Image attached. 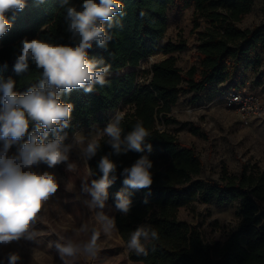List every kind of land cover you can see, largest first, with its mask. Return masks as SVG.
<instances>
[{
    "label": "trees",
    "instance_id": "trees-1",
    "mask_svg": "<svg viewBox=\"0 0 264 264\" xmlns=\"http://www.w3.org/2000/svg\"><path fill=\"white\" fill-rule=\"evenodd\" d=\"M121 2L126 15L114 18L122 27L110 30L112 40L107 50L95 42L88 50L89 59H103L105 64L111 65L106 76L108 83L104 86L96 84L88 93L73 89L70 93L60 94L61 102L74 106L69 127L59 133L66 134L64 144L76 131L106 123L113 112L122 109H125L120 123L122 137L137 121H142L150 133L147 143L152 145L151 152L145 149L143 153L129 151L110 156L117 169L116 179L108 188L107 202L114 209L115 194L126 187L121 174L123 168L130 167L141 155H147L153 162L150 169L152 185L145 189H128L132 192V205L127 215L115 209V226L126 244L138 225L157 232V239L142 241L147 255H137L129 250L132 261L142 264H264V170L243 165L236 174L223 169L217 178L204 177L195 149L181 144L167 129L176 122L170 113L180 94L199 92L223 83H230L233 87L230 90H237L234 82L239 78L240 69L260 66L264 57V0L261 3L262 19L251 27H241L238 22L252 11L253 0ZM81 3L82 0H70V5L77 6L78 10ZM191 6L197 19L206 25L197 33V64L183 72L176 64V57L171 55L182 50L183 44L164 42L163 39L168 28L169 10L180 12ZM65 15L61 0H27L22 11L6 13L12 27L0 37V83L13 79L16 82L14 91L20 95L38 86L43 70L35 63L29 61L25 72L14 70L21 41L40 39L56 45L74 46L75 41L66 31ZM158 53L166 57L151 63L147 70L135 69L144 58ZM147 74L148 77L142 78ZM2 95L0 92V97ZM34 127L30 122L28 133L10 148L20 149ZM47 139H54V134L49 133ZM97 140L101 147L96 156L87 160L94 173L92 180L102 176L98 163L112 152L107 136ZM68 194L72 197L67 201L65 216L75 225L82 223L70 232L79 238V242L88 241V233L81 235V228L90 224L91 218L86 215L87 210L78 195ZM197 200L218 204L239 202L238 221L224 240H206L195 224L179 217L181 208ZM83 212L84 220L81 219ZM99 257L97 254L94 262Z\"/></svg>",
    "mask_w": 264,
    "mask_h": 264
},
{
    "label": "clouds",
    "instance_id": "clouds-1",
    "mask_svg": "<svg viewBox=\"0 0 264 264\" xmlns=\"http://www.w3.org/2000/svg\"><path fill=\"white\" fill-rule=\"evenodd\" d=\"M43 2V0H41ZM27 0H0V37H3L12 27L6 13L22 11ZM65 8L66 31L74 46L56 45L40 39L21 41L20 54L17 55L14 70L25 72L29 61L42 69V79L38 86L30 88L20 95L14 91L16 82L9 78L0 83V244L7 245L21 238L34 239L39 233L29 231L30 225L37 220L43 204L58 190L57 178L47 171L40 173L32 170V166L43 162L49 168L69 161V153L73 147H78L82 156L90 160L96 156L101 147L97 139H89L85 144L82 137L76 136L73 144H64L65 135L59 133L69 127L73 104L63 103L60 94L70 93L73 89H83L86 93L93 91L96 84L104 86L108 81L106 76L111 65L103 59H89L88 50L95 42L97 46L107 50L112 40L110 30L122 27L117 15L123 17L124 4L121 0H82L77 6L70 5V0H61ZM143 15V13H141ZM107 25V28L106 26ZM123 116L117 113L103 129V135L108 137L107 144L112 152L103 156L98 168L102 173L99 179L83 180L82 192L90 196L84 204L90 210H97L96 215L107 233L112 222L103 214L106 201L109 198L108 188L115 181L117 165L110 156L120 155L129 151L143 153L145 149L151 152L152 145L147 143L150 135L137 121L126 135L120 127ZM30 122L34 130L29 139L22 145L18 153L9 155V148L28 133ZM49 133L54 139H47ZM153 162L147 155H141L130 167L123 168V184L126 186L115 194V209L127 215L132 205V192L128 189H145L153 183L150 169ZM68 171H73L75 165L67 163ZM89 176L94 173L89 169ZM147 203V200H145ZM81 231H87L82 227ZM157 232L148 226L138 225L131 233L127 247L137 255H147L144 242L157 239ZM97 233L92 230L88 241L74 242L71 238L59 237L55 244L62 264H70L67 259L78 255L95 258L98 252L96 244ZM20 259L17 253H9L8 264H17Z\"/></svg>",
    "mask_w": 264,
    "mask_h": 264
},
{
    "label": "rangeland",
    "instance_id": "rangeland-1",
    "mask_svg": "<svg viewBox=\"0 0 264 264\" xmlns=\"http://www.w3.org/2000/svg\"><path fill=\"white\" fill-rule=\"evenodd\" d=\"M262 0H253L252 11L245 15L238 25L251 27L262 19ZM199 23V26L196 24ZM205 22L197 19L193 7H188L180 12L171 9L168 12V28L164 35V42L170 41L183 44V49L175 51L171 55L176 57V64L185 72L192 65L197 64V33L205 26ZM166 57L158 53L144 58L135 67L138 71L149 68L150 63ZM148 77L142 75V78ZM237 90L246 91L256 95L264 104V57L257 69H240L239 78L235 79ZM233 88L230 83H223L211 88H205L199 92H186L180 94L176 104L172 107L171 115L176 122L167 126L173 132L178 141L187 146H192L198 154L202 164V176L217 178L223 169L229 173H239L243 165L257 167L264 170V117L242 119L234 108H229L220 98L226 91ZM125 109L113 112L106 123L93 125L80 129L73 133L65 145L73 144L75 137H82L85 144L89 139L103 137V129L115 117L117 113L124 114ZM163 128L164 126H160ZM0 141V148L3 147ZM19 149L9 148V155L17 154ZM67 163H73L75 169L68 171ZM32 170L43 173L45 171L54 174L58 182L57 192L50 197L38 213L29 231L39 234L34 239L21 238L7 245L0 244V264H8L9 253H17L20 259L17 264H62L60 254L55 247L59 237L71 238L79 242V238L71 233L82 226L73 224L67 220L65 211L67 201L73 192L83 203L87 210L90 224L85 227L81 235L88 233L91 238L92 230L97 233L96 244L98 260L83 256L67 258L70 264H142L132 261L129 256L127 244L119 236L114 218L115 209L106 201L103 214L112 222L110 230L106 233L104 226L97 218V210H90L84 200L90 196L82 192L83 180L91 184L92 176L88 175L87 160L82 156L78 147H73L69 153V161L49 168L47 164L40 162L32 166ZM73 186L76 188H68ZM239 202L218 204L215 201L208 203L197 200L189 206L179 210V217L189 224H195L202 236L208 240H224L228 233L236 226L238 221ZM85 212L81 217L85 219Z\"/></svg>",
    "mask_w": 264,
    "mask_h": 264
},
{
    "label": "built area",
    "instance_id": "built-area-1",
    "mask_svg": "<svg viewBox=\"0 0 264 264\" xmlns=\"http://www.w3.org/2000/svg\"><path fill=\"white\" fill-rule=\"evenodd\" d=\"M220 98L227 107L234 108L242 119L248 120L250 118L264 117V104L252 93L240 90H229Z\"/></svg>",
    "mask_w": 264,
    "mask_h": 264
}]
</instances>
